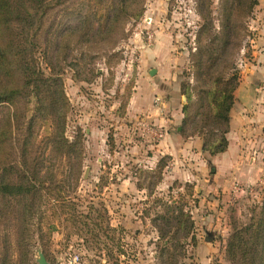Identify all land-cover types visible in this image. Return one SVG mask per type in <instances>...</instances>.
<instances>
[{
	"label": "rangeland",
	"instance_id": "rangeland-1",
	"mask_svg": "<svg viewBox=\"0 0 264 264\" xmlns=\"http://www.w3.org/2000/svg\"><path fill=\"white\" fill-rule=\"evenodd\" d=\"M212 1L218 31L221 0ZM260 2L247 17L250 36L240 40L234 51L240 79L243 59H251V23ZM144 7L142 16L126 19L124 34L117 35L111 47L103 40L88 45L74 39L59 48L61 70L57 71L71 103L66 135L73 140L82 132L84 168L76 189L66 185L71 195L66 209L57 201L47 205L42 242L35 232L38 219L33 221L29 251L27 247L18 252L11 237V253L20 254V264H38L39 250L51 264H162L164 242L153 225L161 207L154 201L157 197L178 201L181 196L194 228L182 240L185 246L177 250L178 264H241L235 259V247L241 246V228L251 222L263 202L264 159L254 167L247 164L243 172L230 161L218 167L222 153L213 155L204 147L200 152L195 144L192 154L180 150L187 140L204 144L198 135L188 138L181 133L183 107L196 101L197 34L204 20L195 0H145ZM76 10L71 16L60 10L49 17L42 41L50 54H57L66 23L76 22ZM40 66L50 74L43 59ZM153 68L167 70L170 92L160 90L157 72L150 73ZM27 100L21 111L29 118L36 98L31 95ZM48 132L49 123H45L40 134ZM167 133L176 137L171 147L177 153L166 150L155 156L159 144L170 137ZM162 163L158 182L147 172L158 174ZM201 166L206 168L200 175L204 183L197 186L184 172L200 174ZM2 233L0 225V248Z\"/></svg>",
	"mask_w": 264,
	"mask_h": 264
},
{
	"label": "trees",
	"instance_id": "trees-1",
	"mask_svg": "<svg viewBox=\"0 0 264 264\" xmlns=\"http://www.w3.org/2000/svg\"><path fill=\"white\" fill-rule=\"evenodd\" d=\"M195 1L204 20L197 34L196 101L191 104L190 100L183 107L181 133L188 138L202 137L204 150L214 155L229 147L227 135L240 83L233 55L239 41L250 36L247 17L259 0H221L218 31L212 16L213 1ZM144 5L145 0H0V264H20V254L15 257L11 253V237L18 252L27 247L29 251L36 219L39 223L35 232L42 242L47 205L57 201L65 210L71 196L66 185L76 189L82 177L84 138L80 131L73 140L66 135L71 103L57 71L61 70L59 48L74 39L88 45L103 40L111 47L117 41L115 37L124 34L126 19L142 16ZM75 8L76 22L66 23L57 54H50L42 41L49 17L60 10L71 16ZM40 59L50 74L43 71ZM183 91L187 93L186 85ZM31 95L36 98V106L27 118L21 107ZM45 123H49V132L41 136ZM163 166L159 164L158 174H147L159 182ZM180 199L157 197L154 201L161 207L153 225L164 242L162 264H178L177 250L185 246L182 240L193 232L194 222L185 211L184 198ZM235 254L241 264H264V197L260 210L241 228V246L235 247Z\"/></svg>",
	"mask_w": 264,
	"mask_h": 264
},
{
	"label": "crops",
	"instance_id": "crops-1",
	"mask_svg": "<svg viewBox=\"0 0 264 264\" xmlns=\"http://www.w3.org/2000/svg\"><path fill=\"white\" fill-rule=\"evenodd\" d=\"M251 24L254 34L251 39V59H243L241 79L236 90L237 101L231 112V129L228 133L229 147L219 156L217 164L218 167L224 168L227 161H230L235 169L240 168L243 172L247 164V168L254 167L260 162L259 160L264 159V0H261L258 5ZM156 72L157 79L155 81L160 85V90L170 92L169 83L171 81L165 79L167 70H157ZM171 72L172 70L170 74ZM175 89H178V87H175ZM173 94L176 96L175 93ZM178 117L180 118L181 116L178 115ZM167 134L170 137H166L159 144L161 148L155 151V156L164 154L166 150L171 155H174L175 152L177 153L178 150L174 151L173 147H171V140L176 141V137L171 138L174 135L171 133ZM194 144L198 148L197 150L203 151L201 140L197 142L187 140L184 142L183 149L180 150H186V152L191 150L192 154ZM247 160L248 162L246 163ZM175 169L178 171L177 168ZM200 169V174H196L190 169L184 172L187 174V179L197 183V186L204 183V179H201V176L205 174L206 168L201 166Z\"/></svg>",
	"mask_w": 264,
	"mask_h": 264
},
{
	"label": "water",
	"instance_id": "water-1",
	"mask_svg": "<svg viewBox=\"0 0 264 264\" xmlns=\"http://www.w3.org/2000/svg\"><path fill=\"white\" fill-rule=\"evenodd\" d=\"M156 69L155 68H153L152 70H151V74H155L156 73ZM39 255H38V258H37V261H38V264H51L49 261H48V259H47V257H46V255H45V253L42 251V250H39V253H38Z\"/></svg>",
	"mask_w": 264,
	"mask_h": 264
},
{
	"label": "built area",
	"instance_id": "built-area-1",
	"mask_svg": "<svg viewBox=\"0 0 264 264\" xmlns=\"http://www.w3.org/2000/svg\"><path fill=\"white\" fill-rule=\"evenodd\" d=\"M152 37V35L150 36V38Z\"/></svg>",
	"mask_w": 264,
	"mask_h": 264
}]
</instances>
